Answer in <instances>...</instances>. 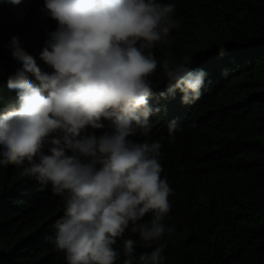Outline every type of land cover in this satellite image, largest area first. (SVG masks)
Here are the masks:
<instances>
[{"label": "clouds", "instance_id": "9594fccd", "mask_svg": "<svg viewBox=\"0 0 264 264\" xmlns=\"http://www.w3.org/2000/svg\"><path fill=\"white\" fill-rule=\"evenodd\" d=\"M30 1L43 38L32 56L17 35L4 45L21 67L7 78L16 102L0 111V168L15 165L63 197L52 242L67 264H116L114 245L126 230L152 251L137 261V241L127 238L123 264H165L164 237L174 227L164 220L175 190L162 177L161 140L148 138L160 111L150 103V77L159 66V98L179 93L186 106L208 78L193 55L158 59L151 51L171 44L175 0H0V7ZM217 50L227 52L223 44ZM167 128L172 137L179 124Z\"/></svg>", "mask_w": 264, "mask_h": 264}, {"label": "trees", "instance_id": "16d2710c", "mask_svg": "<svg viewBox=\"0 0 264 264\" xmlns=\"http://www.w3.org/2000/svg\"><path fill=\"white\" fill-rule=\"evenodd\" d=\"M175 3L179 27L171 44L158 43L151 51L158 59L193 55V67L206 70L208 78L200 99L186 106L179 93L159 98L165 83L159 66L150 77V103L160 111L150 117L148 138L161 140L162 177L175 190L164 220L174 227L164 237L165 264H264V0ZM31 5L0 7V111L16 102L7 78L21 67L4 45L17 35L32 56L43 38ZM218 44L226 47L224 55ZM171 120L179 124L172 137ZM62 214L63 197L50 185L23 177L15 165L0 168V264H67L52 242ZM127 238L137 241V261L152 251L126 230L114 245L121 251L116 264H123Z\"/></svg>", "mask_w": 264, "mask_h": 264}]
</instances>
